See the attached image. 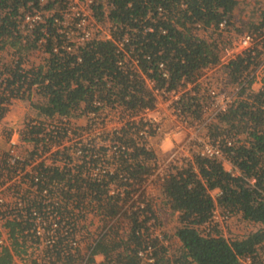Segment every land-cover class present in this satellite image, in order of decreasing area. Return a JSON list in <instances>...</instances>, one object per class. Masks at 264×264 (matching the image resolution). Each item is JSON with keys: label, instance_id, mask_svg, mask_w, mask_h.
Masks as SVG:
<instances>
[{"label": "trees", "instance_id": "16d2710c", "mask_svg": "<svg viewBox=\"0 0 264 264\" xmlns=\"http://www.w3.org/2000/svg\"><path fill=\"white\" fill-rule=\"evenodd\" d=\"M47 1V8L63 4V0ZM239 1L109 0L107 15L101 7L96 12L100 22L110 18L117 25L115 37L130 29L141 49V71L155 78V87L167 85L166 89L171 90L190 82L198 90L201 76L219 63L220 48L217 41L209 42L197 31L218 28L224 19L232 26ZM29 3L37 6L39 0H0V52L5 48L12 50L0 65V120L14 99L30 100L38 110L36 123L29 121L22 134L30 148L13 164L8 162L10 153L6 152L0 170L8 169L11 176L21 173L22 180L27 178L30 186L37 171L36 176L42 180L37 182L38 194L46 189L58 201L53 204L58 238L54 247L46 250V255L56 256L51 264H92L97 255L108 264H143L140 253L146 250H151L153 258L149 264H241L247 257L252 264H264V90H252L253 77L241 89V95L246 97L208 123L211 137H223L224 158L237 173L226 169L223 158L194 153L182 164L169 166L160 180V197L148 196L144 186L152 173L155 153L144 146L145 138L139 136L144 142L141 145L133 135L146 123L125 122L110 132L104 131L100 140L93 136L84 141L77 130L92 127L94 121L86 118L90 113L100 118L109 110L135 115L153 108L156 97L152 89L142 74L118 66L119 53L112 40L95 38L74 55H59L52 51L56 29L50 24L47 43L37 44L42 35L40 27L23 41L16 33L17 18L21 9H29ZM159 8L163 10L160 12ZM260 11L258 22H248V33L264 34V3ZM146 27L152 30L144 32ZM35 53L39 63L31 61ZM160 63L167 68L169 80L162 76ZM252 64V56L247 55L230 63L232 86L247 79ZM201 98L187 90L177 106L203 122L202 107L208 97L205 94ZM80 118L90 123L76 125ZM47 127L57 134L46 132ZM68 129L79 140L67 139ZM45 137H50V142H44ZM42 140L44 152L50 150L48 143L63 145L52 153L54 161L60 156L67 159L63 166L45 165L42 161L32 164ZM79 144L89 151L82 148L77 158L67 153L71 146ZM108 144L112 145L110 155ZM99 164L113 165L114 169L100 177L92 176L91 170ZM214 190L220 191L216 197L212 195ZM161 203L176 214L172 235L159 231ZM32 208L39 212L46 206L41 198H36L26 207L25 221L7 219L2 224L10 243L0 247V264H13L15 256L39 242ZM216 208L230 215L240 214L248 223L259 225V229L242 239L230 240L217 224H212ZM45 219L49 220L48 215ZM95 219L97 226L91 228ZM77 232L84 234V251L79 246L75 254H62ZM171 240L178 245L173 253Z\"/></svg>", "mask_w": 264, "mask_h": 264}, {"label": "built area", "instance_id": "2783aa9c", "mask_svg": "<svg viewBox=\"0 0 264 264\" xmlns=\"http://www.w3.org/2000/svg\"><path fill=\"white\" fill-rule=\"evenodd\" d=\"M47 2V0H39L37 6L33 3H29V9H21L20 15L17 18L16 33L21 35L23 37V41H25L29 35L35 32L37 27H40L42 35L37 40V44H45L48 41V37H50L51 35L49 25L54 24L56 34L54 35L55 41L53 43L52 51L59 55H74L82 46L86 45L88 42L95 38L114 41L117 46V52L119 53V58L117 60L118 66L122 69L129 71L130 73L137 72L142 74V76L144 77V81L155 94L156 103L153 108H146L135 115L127 114L125 115V117H119L117 114H113V116L118 120L124 119V121L121 120L120 126H122L125 122H133L135 120H138L135 121L136 123H146L144 127L141 128L140 132H138L139 136L145 139H147V137L149 136L150 127H153L154 129L153 131H151V134L153 132H159L158 124L160 122V119H157L155 115H152L153 109H158L160 111L163 110L165 116H168L169 118L175 121V127L172 129L174 131H178L181 128H185L187 127V125H193L195 129L203 130V128L208 125V123L212 121V118H214L219 112L225 111L235 102L244 98L242 97L243 94L241 95V89L248 82L247 79L241 84H235L234 86H232L230 91H220L211 84L206 85L202 89L208 97L207 101L202 107V112L205 116V120L203 122H199L196 118L187 115L185 112L182 111L180 107L177 106V102L180 100V89H182V87H190V82H187L185 86L178 85L176 89L171 90L166 89L167 85L163 88L155 87V78L149 77L147 76V74L141 71V49H139V43L137 41V38L134 37L133 33L130 32V29H127L122 34V36L115 37L114 35L117 31V25L113 22V20L107 18L106 22L104 23L97 20L96 8L101 7L102 10H104L105 15H107L111 8L109 0H63L62 6H59L58 8H47L45 6ZM158 10L161 12L163 9L159 8ZM99 24L103 26H99ZM228 27L230 26L228 25L227 20L224 19L219 23L218 29L222 31L228 29ZM148 30H152V28L146 27L144 29V32ZM164 32H166V30H164ZM231 42V44L220 48V61L218 64L229 66L230 63L236 60L238 56L245 57L246 55L252 56V60H254V58L259 55L261 59L259 58L260 60L258 61V63H256V65L260 66L262 65V63H264V35L259 36L255 34L253 35L248 32H242L241 34L234 35V39ZM145 57L146 59H149V56L145 55ZM78 60H80V58H78ZM159 69L161 70L162 76L165 79L169 80L170 74L163 63L159 64ZM148 71L152 73V69H149ZM254 80L255 78H253L252 82ZM257 81L258 83H260L259 89L264 90V74L260 79L258 78ZM190 89L191 88H188L186 90ZM252 90L254 89L252 88ZM192 94L194 93L192 92ZM96 103L100 104V102ZM262 103L263 104L261 105V107L262 109H264V101ZM87 116H90L89 118L91 119L93 118V116L99 117L94 113H90ZM63 120L66 121V118H63ZM120 126L111 128V131ZM46 132H53V136L57 134L56 131H50L49 127H47ZM39 136L41 138L43 137L42 134H39ZM93 136L94 135H92L91 137ZM100 136L101 134L99 136L95 135L94 137L97 140H100ZM45 138L46 139L44 142H50V137ZM69 138H72V140L74 141L79 140V138L73 135V131L71 129H68L67 139ZM81 138L84 141L90 139V137L87 138L83 135L81 136ZM67 139L64 142V144L66 145L69 143L67 142ZM189 140L190 143H192L193 145L199 146L200 150L197 152V154L208 157L224 158V153L222 150L223 137H211L210 135L202 137L191 136L189 137ZM42 142L43 140L37 144L38 155H36L32 164H37V162L42 161L45 165L55 164L63 166L64 162L67 161V159H63V157L60 156L57 161H54V159L52 158V153L58 148L62 149L63 145L55 146V144L51 145L50 143H48V147L50 148V150L44 152ZM231 144L232 142L229 141L228 145ZM141 145L144 144L141 142ZM144 146L147 149L152 148L151 146H148L147 143ZM82 148L85 150V152L89 151L85 149L82 144H79L78 146H71L68 149L67 153L72 157L77 158L83 152ZM108 148L110 150L107 151V154L110 155L112 148L109 146ZM181 148L183 147L177 146L176 151L181 150ZM19 157L20 156L17 153L15 154V150L11 149V154L8 157V162L10 164H13L15 159ZM178 158L172 160V162L176 163ZM107 165L99 164V167H95L91 170V175L100 177L103 176L104 173L108 172L109 170L112 171V169H114L113 165ZM30 166L31 165L27 167L29 171H31ZM158 169H155V167H153L152 173L148 176L144 186L146 191L148 189L147 185H149V180L154 175H158ZM19 174L21 173L17 174L18 177ZM33 175L34 181H32L33 184L30 189L33 195L26 202L21 196V189H18L15 198L16 202L13 206L9 205L8 200L2 194L4 186H6L5 182H7L8 180H3V178L0 177V181H4V184H0V223L3 224L4 221H6L7 219H17L18 221H24L25 219H27L26 207L28 206V204L32 203L36 198H41L46 208L39 212L32 208V215L35 217L34 220L36 221L35 234L38 235L40 239L39 242L34 244V247H32V249H35L36 252L38 248H41L42 254H40V256L33 255V258L36 262H38L36 264H51V262L55 260L56 256L46 255V250L48 248H53L58 238L57 228L59 224L57 223L55 213L53 212L55 211L53 204L55 203L57 205L58 201L55 198H51L49 195L50 193L46 189L42 190L41 193L38 194L37 184H39L42 180L40 181V177L36 176L37 171H35ZM164 175L165 174H163V177ZM19 183L22 182L19 180ZM19 183L17 184L21 186V184ZM24 202L25 204L23 205ZM22 207L23 210L21 209ZM213 214L214 215L212 223L215 225H220L221 222L225 221V219H228L230 216L229 212L226 213V215L221 216L217 208ZM46 215H48L49 217L48 221L45 219ZM66 233L67 232H65L64 234ZM83 237L84 234L82 232H77L75 238H71L69 240L70 244L68 243L67 248L63 250L62 254H75L80 243L83 241ZM0 244L5 245L2 242H0ZM140 255L143 257V264H149L153 262V258L150 257L151 250L142 251ZM243 260L246 261V264H252L251 259L248 257L243 258L241 260V264H245L243 263ZM22 262L27 263V261H21L20 264ZM92 264L108 263L105 260L100 259L99 255H97L94 258Z\"/></svg>", "mask_w": 264, "mask_h": 264}, {"label": "rangeland", "instance_id": "374dc122", "mask_svg": "<svg viewBox=\"0 0 264 264\" xmlns=\"http://www.w3.org/2000/svg\"><path fill=\"white\" fill-rule=\"evenodd\" d=\"M263 3L264 0H240L235 10L234 18L232 20L233 25L230 26V28L228 27V29L222 31L219 30L218 28L201 29L197 31V33L203 39H206L209 42L217 41L219 43V48L229 45L232 43L231 41L234 39V35L241 34L242 32H248L247 29H249V25H248L249 21L251 20L252 21L256 20L257 22L259 21L260 19L259 16L261 12L260 5H262ZM99 26H103V25L99 24ZM238 29L241 31H238ZM10 51L12 50L10 49L8 50V48H5L4 51L0 52V65L4 63L2 58L6 59L10 57L11 54ZM259 58L260 56L258 55L256 58H254V60H252L253 64L249 69L251 72L250 75L247 77V80L250 77L255 78L254 81L256 82L254 81L252 82V88L254 90L259 89L260 83H258L257 79L258 78L260 79L264 74L263 73L264 63H262V65L260 66L256 65V63H258V61L261 59ZM31 61L33 62L35 61L39 63L40 58L35 53ZM26 65L28 66L29 63H26ZM229 73L230 70L228 66L217 64L216 66L209 68L205 72V74L201 76V78L198 81L200 83L198 90L193 89L195 83H190L191 86L188 88L191 89L189 91L191 92V94L193 92L197 96L202 97L201 100H203L204 99L203 96H205V93L202 89L208 84L213 85L220 91H230L232 88L233 81ZM188 88L182 87V89H180L179 91L180 92L179 95L181 96L185 91H187L186 89ZM36 97H34L35 101H37ZM242 97H246V95H243ZM152 112H153L152 115H155L157 119H160L159 120L160 122L158 124L159 132H153L151 134V131H153L154 129L153 127H150V133L146 139V143L148 144V146L152 147L150 149H152L155 153V157L153 159V167H155V169L159 168L158 169L159 172H157L158 174L157 176L154 175L149 180L148 182L149 185H147L148 187L147 194L148 196L153 195L156 197H160L162 191L160 189V182H161L160 180L163 179V174L166 173L169 166L174 164L172 160L177 159L179 157L175 164L180 165L184 162L183 160L190 158L192 154L197 153L200 150L199 146L190 143L189 137L191 136L202 137V136L210 135V132L208 126L209 124L206 125L203 128V130L202 129L197 130L194 128L193 125H187V127L185 128H181L178 131H174L172 129L175 127V121L169 118L168 116H165L163 110L160 111L158 109H153ZM113 114H117L119 117H125V115H123V113L119 111L109 110L108 113L105 112L102 113V116L100 118L93 116L91 121H94V123L92 122V127L89 128L88 130L84 131L78 129L77 131L79 133H82V135L87 138L91 137L92 135L94 136L95 135L99 136L100 134L102 135L104 131L110 132L111 128L120 126L121 120L124 121V119L118 120L113 116ZM37 117H38V110L33 106V104H31L30 100L14 99L13 102L10 104V108L7 111V114L2 120H0V169H2L4 165L2 159L5 158L6 152L9 151L11 154V149H14L15 154L17 153L21 157V155L25 153L26 149L30 148L29 143L24 142L22 140V134L26 128L27 123L30 121V123L35 124L36 123L35 119ZM89 117L87 116L86 118L88 119ZM89 123L90 122H88V120L83 118H80L75 121L76 125L86 126ZM138 132L139 131H137L133 135L134 138L137 140V143L141 144V142L143 141L142 139H139ZM16 139H17L16 142L17 144L13 142ZM18 139H20L21 141L20 144ZM108 146L111 147L112 145L108 144ZM177 146L183 148H181V150L176 151ZM223 160L226 169L236 174L237 171L235 170L233 165L230 164V162L225 158H223ZM0 171H1L0 177L3 178V180L6 179L8 180L7 182H5L6 186H4V190L2 194L8 200L9 205L13 206L15 204L16 202L15 198L18 189L19 190L21 189L20 192L21 196L27 202L28 199L33 195L30 190L31 186H29L30 182L27 181L28 179L26 178L27 180L26 179L22 180V176L20 174L19 177L17 176V174L11 176V171H9L8 169L6 170L3 169ZM19 180L22 183H19ZM17 183L21 184V186H19ZM219 194L220 191L218 190H214L212 192V195L214 197L218 196ZM24 204L25 202L23 203V205ZM159 205H160L159 219L161 220L159 231L161 230V232L165 234L172 235L177 225L176 214L171 213V211L167 209L163 203ZM23 207L21 208L22 210ZM219 212L221 216L226 215L224 211L219 210ZM96 226L97 223L95 219L94 223L91 225V228H95ZM217 226H218V230L222 233V235H224L226 238L230 240L242 239L244 237H247V235L251 234L252 232H255L257 229H259V225L248 223L242 218L240 214H231L228 219H225V221L221 222L220 225ZM0 242L4 244L10 243V240L8 239L6 232L3 234V236H0ZM170 243H172L170 250L171 253H173L178 245L177 242L174 240H171L169 244ZM27 244L30 245L31 242H27ZM85 245H86V241H82L79 245L81 246V248H83V251ZM1 246L2 244H0V247ZM32 247L34 246L26 247L27 248L26 251L22 252L20 256H17L21 261H27V263L22 262L21 264L38 263L33 258V255L40 256V254H42V249L38 248V250L35 252V249H32ZM262 256L264 259V251ZM99 258L104 260V257L102 256H99ZM243 263L246 264V261L243 260ZM79 264H81V262H79Z\"/></svg>", "mask_w": 264, "mask_h": 264}, {"label": "crops", "instance_id": "0c3cea01", "mask_svg": "<svg viewBox=\"0 0 264 264\" xmlns=\"http://www.w3.org/2000/svg\"><path fill=\"white\" fill-rule=\"evenodd\" d=\"M18 141H19V144H20L21 143L20 139H18ZM13 142L15 144H17L16 143L17 139L15 141H13ZM4 233H5L4 227H3L2 223H0V234H2L0 236H3ZM20 262H21V260L17 256H15L13 264H20Z\"/></svg>", "mask_w": 264, "mask_h": 264}]
</instances>
